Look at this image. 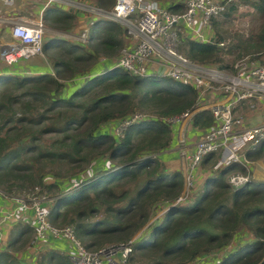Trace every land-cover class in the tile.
I'll use <instances>...</instances> for the list:
<instances>
[{"label": "trees", "instance_id": "trees-1", "mask_svg": "<svg viewBox=\"0 0 264 264\" xmlns=\"http://www.w3.org/2000/svg\"><path fill=\"white\" fill-rule=\"evenodd\" d=\"M160 1L172 11L186 7L184 0ZM246 1L256 9L259 20L251 35L241 33L231 44L221 45L226 39L221 33L224 20L214 17L215 41L183 37L181 50L192 59L219 63L222 68L230 67L222 52L254 58L264 55V0ZM92 2L111 9L116 0ZM234 8L231 3L224 14L228 16ZM78 10L52 3L44 18L56 30L69 32L77 25ZM126 34L121 22L101 17L91 25L87 45L68 38L44 42L53 72L0 76V189L14 194L38 184L46 186L59 197L51 210L52 221L74 224L89 248L135 238L131 261L139 256L147 264L185 263L222 250L246 229L253 238L222 253L219 264L264 262V178L234 187L227 176L251 170L233 162L220 174L209 175L195 200L176 202L185 176L181 169H168L162 153L173 142V126L159 117L137 118L121 135L104 126L130 117L137 108L153 110L158 116L179 115L192 110L198 99V90L188 82L130 73L112 64L107 68V62L98 66L102 56L117 55ZM193 121L195 127L205 129L212 125L214 115L211 109H202ZM51 133L55 136L49 141L45 135ZM103 152H109L111 165L78 185L66 188L58 179L44 183L48 173L61 175L59 164L83 166L92 158L103 164L104 156L94 155ZM246 154L251 160L264 159V140ZM217 157L212 152L202 164H213ZM163 202L166 211L153 219ZM33 232L28 221L17 220L6 246L0 249V264H25L18 252ZM36 264L76 263L63 250L50 247L38 254Z\"/></svg>", "mask_w": 264, "mask_h": 264}, {"label": "built area", "instance_id": "built-area-1", "mask_svg": "<svg viewBox=\"0 0 264 264\" xmlns=\"http://www.w3.org/2000/svg\"><path fill=\"white\" fill-rule=\"evenodd\" d=\"M61 1L66 0H46L38 18L11 19V39L0 44V59L13 66L21 59L43 54L47 29L44 10L49 4ZM235 1L237 0H185L184 11H172L160 0H116L110 10L92 3H83L82 0L74 2L82 3L84 7L69 1L70 7L85 9L94 16L88 17L90 21L82 33L72 31L63 37L85 43L90 39L91 25L97 19L104 17L116 20L127 25L128 31L134 33L136 39L120 48L121 54L111 60L112 68L121 67L135 74L169 76L188 82L198 90L197 103L192 110L173 116L135 114L131 118H125L121 126L127 127L137 118L159 117L169 122L174 132L175 127L184 122L200 131L194 148L182 152L186 186L176 202L187 201L192 189L198 187L199 180H204L211 170L223 169L233 162H239L250 170L252 160L246 152L264 140V122L251 123V116L243 118L236 115L245 105L256 110L264 106V61L246 55L240 57L231 69L219 68L192 59L180 50L183 37L215 41L212 33L213 18L225 13ZM220 44L225 45V40ZM202 109H211L214 115L212 125L205 129H199L193 124L195 113ZM246 123L250 125L246 126ZM212 152L218 156L216 162L207 172H200L205 156ZM202 174L206 175L203 179ZM50 180L51 178H47L46 183ZM228 181L234 187H239L251 181V178L250 174L236 171L229 175ZM7 195L12 197L13 205L1 212L0 240L3 223L17 221L21 216L32 214L33 221L30 225L34 228V236L28 250L34 256H38L51 242L62 240L67 243V254L76 264H131L135 238L99 248L87 247L77 235L74 224L59 225L52 221L51 210L57 202V195H51L46 186L37 185L32 191ZM220 256L221 252L213 251L181 264H219Z\"/></svg>", "mask_w": 264, "mask_h": 264}, {"label": "rangeland", "instance_id": "rangeland-1", "mask_svg": "<svg viewBox=\"0 0 264 264\" xmlns=\"http://www.w3.org/2000/svg\"><path fill=\"white\" fill-rule=\"evenodd\" d=\"M185 1V0H184ZM75 4H78L79 6H85L82 3H78V2H74L71 1ZM83 3H92V0H82ZM236 3V8H234L232 10V12L226 16V14H221L219 16H216V19H219L222 22L221 26H222V34L226 37L225 42L226 45L227 44H231V42L237 40V35L238 34H245V36L251 35V32L253 30H257L256 28L259 20L258 18L256 19V9L252 6L251 3H249V1L246 0H237L235 1ZM77 8V7H74ZM112 8V7H111ZM79 12H87L88 14H91V12L86 11L85 9L82 8H78ZM105 9V8H104ZM106 10H110V9H106ZM38 17V16H37ZM35 17H31L30 19H34ZM83 18H78L77 21V25L73 28V30L77 31L78 33H82L84 30V27H87V25L85 24V22H82ZM85 21V19H84ZM44 22L46 23L47 29L45 31V35H44V42L46 40H54L53 36L55 35V32L57 28L53 27L51 25V23H49L48 21L45 20L44 18ZM5 23L0 20V44L9 41L11 39V33L10 30H6L5 28ZM125 25V24H123ZM127 28V34L125 35V43L122 47H124L125 45L130 44L131 41H133L134 39H136L134 37V33L129 32L128 30V26L125 25ZM212 29L213 28V21H212ZM214 34V31H213ZM215 35V34H214ZM70 40H74V39H70ZM90 40V39H89ZM89 40L87 42H85L84 44H88ZM181 45V44H180ZM121 47V48H122ZM121 50L120 49L117 53V55L112 56L111 59L114 60L117 56H119L121 54ZM181 50V48H180ZM182 51V50H181ZM183 52V51H182ZM184 53V52H183ZM222 56L225 59V62L230 64V67H226V68H233L235 66L236 61L242 57V56H237L235 53H229V52H222ZM246 56V55H244ZM251 56V55H250ZM42 59V58H46L45 60H47L48 62L51 63L49 56L47 55V53L44 51L43 54H41L40 56H32V57H26L24 59H21L17 64L15 65H8L6 64L4 61H2L0 59V76L1 75H5V74H11L13 72H16V70H18V74L21 73H30V71H26L23 66H21L22 64L28 65L31 63H36L34 60L36 59ZM252 59L255 60H259V61H264V55L262 54V56H257L254 58V56H251ZM103 59V58H102ZM44 62H46L44 59H42ZM101 58H100V62L101 63ZM98 63V64H99ZM52 64V63H51ZM212 65L219 67L220 68V64L219 63H211ZM257 111L255 108H252L248 105H245L243 108H241L236 115L238 116H242L243 118L246 117V115L248 117H250L252 114H255ZM135 114H143V115H148V116H155L158 115L159 113L153 111V110H149V109H142V108H137L135 109L129 116L130 117H119L117 119H114L111 121V123L104 125L105 127H107L108 129H110V131L115 132L118 135H121L123 132V129L126 128V126H122V121L125 118H131L132 116H134ZM256 122L255 119H253L251 121V123ZM247 122L250 123L249 119L247 118ZM246 123V126H249L250 124ZM55 136V134L51 133V134H47L45 135V138H47L49 141ZM94 155H97L98 157L104 156V163L100 164L99 162V158H92V160L89 163H86L85 165L81 166L78 165V163H70L72 164L71 166H64L62 164L57 165V170L61 171V175L56 176L52 173H48V175L45 177L44 183H46L47 178H51V181H55L56 179L61 180L60 182L62 184H64L66 186V188L68 187H72L75 185H78L80 182H82L83 180L89 179L92 176H94V174H96L97 172H101L106 166H110L111 162H113V160H111V158H109V152H103V153H95ZM155 156V155H154ZM260 160V161H258ZM257 161V162H256ZM110 168V167H109ZM212 168V163L208 164V165H204L202 164L200 166V172H207L209 169ZM254 168L256 170V172L254 171ZM251 171L250 172H245L246 174H250V178L251 180L253 178H264V172H260L261 170L264 171V159H257V160H252L251 163ZM222 171V169H218V170H211L210 173H208V175L206 176L205 174H202V179L203 177L206 176V178L204 180H202L197 184L198 187H195L192 189L191 192V196L190 199L191 200H195L201 190L203 189L206 179L209 175L211 174H220V172ZM199 172V171H196ZM240 172V171H237ZM232 173H236L232 172ZM242 173V172H240ZM255 174V175H254ZM201 176V175H200ZM229 176H227L228 178ZM63 185V186H64ZM38 186L43 187L44 185L42 184H38ZM186 186V185H185ZM37 187V185H36ZM35 186L31 187V188H25L21 191H17L18 192H27V191H32L33 189L36 188ZM0 191H3L2 189H0ZM4 192V191H3ZM49 193L53 196H56V193L53 192L52 190L49 189ZM56 200H59V197H56ZM166 206L167 204H165L164 202L162 203V205L157 208L154 212V216L153 219H157V218H161L164 214V211H166ZM104 214V212H101V215H97V216H102ZM96 216V217H97ZM95 217V218H96ZM147 229V228H146ZM142 231H139L136 235H139ZM250 233L248 230L244 229L242 231H239L236 235L234 240H232V243L230 246L223 248L222 250L219 249H214L217 252H221L222 253H226V252H230L231 249L235 248L236 246H241L242 244L248 242L250 240ZM34 236V232L31 236V238ZM29 239V241L27 242V246L25 247L26 249L28 248V245L30 244V241L32 239ZM119 241H124V240H116V241H107L105 242L103 245L99 246V247H103V246H108L114 243H118ZM8 242V241H7ZM24 248V249H25ZM215 252V251H214ZM131 264H147V262L144 259L139 258V256L136 259H132Z\"/></svg>", "mask_w": 264, "mask_h": 264}, {"label": "crops", "instance_id": "crops-1", "mask_svg": "<svg viewBox=\"0 0 264 264\" xmlns=\"http://www.w3.org/2000/svg\"><path fill=\"white\" fill-rule=\"evenodd\" d=\"M69 1H74V0H66V1H61V2L53 3V4H58V6H61L64 9H70L72 7H70ZM45 5H46V0H9L8 2L6 0H0V20H2L5 23L4 26L6 30L11 31V25H12L10 21L11 19H14V18L30 19L31 17L38 18L43 12V8L45 7ZM92 16L94 15L92 14L85 15V14H82L81 12L78 13V18H83L82 22H85V24L89 23L90 19L88 17H92ZM56 31L58 32L54 33L55 35L53 36V38H65L63 36H66L67 34L75 30H72L69 32H65L61 30H56ZM213 31L214 30H212V33ZM40 55H36L35 57L40 56ZM42 59L45 60L46 58H42ZM42 59L41 58L36 59L34 60L36 63H31L28 65L22 64L21 66L26 68L25 69L26 71L28 70L30 72L31 71L53 72L52 64L48 62L47 60H45L46 62H44ZM101 60L102 61L101 63H99L98 66H100V64L102 66V62H107L109 64L107 68H109L111 64H113V61L111 62V59L109 57L102 56ZM16 72H18V70H16ZM255 112H256L255 114L251 115V118L256 120L255 123L264 122V106H262L259 110ZM199 134H200V131L192 127L191 125H189L188 122H184L175 127L174 139H173L172 144L166 150L162 151L163 156H164L163 163L166 165L168 169L170 170L181 169L183 173L186 171L185 163H184L185 161H184L182 152L184 150H191L192 148H194L195 140ZM254 171L256 172L255 168H254ZM260 172H264V171L261 170ZM12 205H13L12 197L0 191V220L3 215L1 212L3 210L9 209L10 206ZM21 217L22 218H19V220L28 221L29 224L30 222L32 223L33 221L32 214H29V216H21ZM15 222L16 221H6L5 224L3 223V226L1 227V231L3 235L0 240V249L6 246L7 240L11 232V228L15 224ZM249 236L251 237L250 239L253 238V235L251 233ZM50 247L59 248L66 253L68 249L67 243L62 240H55L54 242H51V244H49L46 247V249ZM18 256L23 259L25 264H36L37 263V256H34L32 251L28 250V248L27 249L25 248L19 251Z\"/></svg>", "mask_w": 264, "mask_h": 264}, {"label": "water", "instance_id": "water-1", "mask_svg": "<svg viewBox=\"0 0 264 264\" xmlns=\"http://www.w3.org/2000/svg\"><path fill=\"white\" fill-rule=\"evenodd\" d=\"M261 264H264V262H261Z\"/></svg>", "mask_w": 264, "mask_h": 264}]
</instances>
